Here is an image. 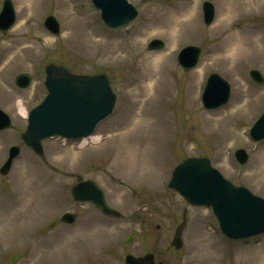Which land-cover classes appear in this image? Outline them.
Wrapping results in <instances>:
<instances>
[{"label": "rangeland", "instance_id": "1", "mask_svg": "<svg viewBox=\"0 0 264 264\" xmlns=\"http://www.w3.org/2000/svg\"><path fill=\"white\" fill-rule=\"evenodd\" d=\"M10 1L15 22L0 32V66L10 59L4 71L11 93L0 92V109L12 124L0 131V167L9 147L16 145L19 153L7 174H0V264H125L126 255L146 253L153 264H264V234L231 240L220 232L210 207L189 205L167 186L178 163L202 157L234 186L264 198V140L249 136L264 110V85L249 75L256 69L264 79V0H127L137 17L120 29L106 26L90 0H36L27 15L21 0ZM205 1L213 6L208 25ZM228 5L239 12L222 20ZM49 15L59 24L56 35L43 25ZM237 32L241 48L252 49L227 56L222 51ZM153 39L163 47L148 50ZM185 46L200 49L198 64L188 70L177 61ZM157 55L161 58L152 61ZM48 63L77 74H106L116 101L90 136L44 139L39 156L20 139L27 117L19 109L28 113L46 95ZM150 71L156 73L153 78ZM19 73L31 76L28 87L14 83ZM211 73L230 86L227 103L218 108L201 102ZM139 110L148 123L143 138L138 137ZM124 135L133 140L125 150L132 165L120 164ZM92 136L94 141H82ZM237 149L248 155L242 164L234 156ZM144 153L152 164L133 165L132 156ZM85 179L101 188L108 206L121 216L107 217L72 198V186ZM9 203L24 212L13 213ZM65 212L75 213L76 220L61 222ZM183 218L182 244L175 248L173 236Z\"/></svg>", "mask_w": 264, "mask_h": 264}, {"label": "water", "instance_id": "2", "mask_svg": "<svg viewBox=\"0 0 264 264\" xmlns=\"http://www.w3.org/2000/svg\"><path fill=\"white\" fill-rule=\"evenodd\" d=\"M100 9L101 18L112 28H121L132 21L137 11L127 0H92ZM4 15L6 23L0 26L5 31L13 21V11L10 2H5ZM205 22L212 19L213 8L204 5ZM45 25L54 33L58 26L53 17H49ZM163 46L160 40L149 43V49ZM199 49L187 47L179 54L178 59L184 69L193 67L198 60ZM45 86L48 94L44 101L34 108L28 116V126L21 134L26 145L42 155L41 140L52 135L66 138H82L90 135L96 124L112 112L115 95L113 94L109 78L105 74L76 75L62 66L49 64L45 68ZM252 78L264 85L261 75L254 71ZM17 84L24 87L29 83V76L21 75ZM228 83L217 74H211L202 95V102L206 108H215L225 104L229 98ZM10 126V120L0 110V129ZM250 135L254 140L264 138V112L251 128ZM18 148H12L10 157L1 169L5 174L10 168L12 158ZM239 163L247 160L243 149L235 152ZM176 190L191 205L211 206L216 215L222 232L230 238H245L264 232V199L252 195L244 187H235L209 164L206 158H188L180 163L173 171L168 185ZM75 200L89 201L109 216H119V213L109 208L102 191L91 180H85L72 188ZM63 221L72 222L74 216L64 215ZM185 224L181 223L175 230L172 245L181 246V232ZM132 235L127 239L130 242ZM15 261V257L12 258ZM126 264H153L152 255L141 258L126 256Z\"/></svg>", "mask_w": 264, "mask_h": 264}, {"label": "bare ground", "instance_id": "3", "mask_svg": "<svg viewBox=\"0 0 264 264\" xmlns=\"http://www.w3.org/2000/svg\"><path fill=\"white\" fill-rule=\"evenodd\" d=\"M20 2H21V3H19L20 9L24 8L27 10L25 15H27L29 12H34V8L37 7L36 0H21ZM39 7H40V5H39ZM250 8H251V6H247L245 9V12H247ZM236 11L237 10H235V7H232L230 5L226 6V9H224L221 12V17H222L221 19L223 20V17L227 18L233 14L236 15ZM237 12H239V11H237ZM25 15H23V14L20 15V19H19L17 25L15 26V28H17V29L20 28V26L23 24V22H21V19L24 18ZM188 15L192 16L191 10H189ZM221 19L219 21H221ZM246 47L248 49L241 48V37H240V34H238V32H237V34L232 35L231 40L229 42H227L226 47L224 48V50L222 52L225 51V55H227V56L228 55L229 56H231V55L242 56L245 54L243 51H247V50L252 49L251 46H246ZM8 49L10 51H13L12 55H17L19 52V51H16V47L13 48V44L10 45V43H8ZM20 50H22V48H20ZM172 50H173V46L169 48V51H172ZM160 58H161V56H159V55L154 56L152 58V61L158 60ZM9 62H10V59L3 62L0 66V92L3 93L4 95H9L11 93V89L8 86L9 81H10V77L8 76V71L7 72L4 71L5 68H7V66L9 65ZM155 75H156L155 71H150V77L151 78H153ZM146 90H148L147 87H146ZM19 104H20V102H19ZM19 114H21L23 117L26 116L25 111L21 110V108L19 109ZM136 115H137V117L139 116L138 113ZM140 118H142V119H141V122H138L139 129H140L138 137L143 138V136L146 135V131H147L146 127L148 126V123H146V121H145L146 116H145V113L143 112V110L140 111ZM158 128L162 129L163 131L165 130V127H163V126H158ZM120 137H122L120 139V141H122L123 151L129 149L128 147L133 144V140H129V137L125 136V135L120 136ZM127 138H128V140H127ZM94 139L95 138H93V136H92V137L86 138V140L83 139L82 141L83 142H85V141L90 142V140L94 141ZM136 141H138V140H136ZM154 145H157V142ZM154 145H153V149H154ZM123 151H121V153L119 154L120 164H126L127 165V164H129L128 157H130V154H128V151H125V152H123ZM131 161H133V165L137 164L140 167H145L148 164H152V162L146 156V153H144L142 158H139L137 155H133L131 158ZM130 164L132 165L131 162H130ZM137 165H136V167H138ZM148 167L151 168V165H149ZM142 170L144 171V173L147 172V170H145V169H142ZM133 171L134 170H132L131 172H133ZM143 171H141L142 174H144ZM10 205H12V206H9V208L12 209L13 213L20 214V213H23L25 210L24 207H19L18 205L15 206L13 204H10Z\"/></svg>", "mask_w": 264, "mask_h": 264}]
</instances>
